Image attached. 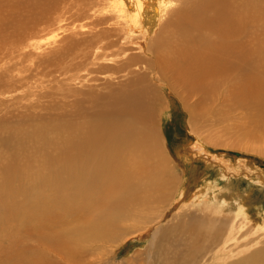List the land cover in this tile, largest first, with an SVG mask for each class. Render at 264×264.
<instances>
[{
  "label": "bare ground",
  "instance_id": "bare-ground-1",
  "mask_svg": "<svg viewBox=\"0 0 264 264\" xmlns=\"http://www.w3.org/2000/svg\"><path fill=\"white\" fill-rule=\"evenodd\" d=\"M96 1L88 4L96 18L93 27L115 20L112 27L95 29L105 40L98 35L66 49H71L72 60L75 50L86 49L80 61H70L73 81H96L95 72L115 70L126 77L124 84L115 89L113 76L105 74L101 85H86L84 91L73 86L71 97L80 93L83 100L62 101L69 108L63 104L64 112L58 105L56 115L50 113L55 122L44 117L30 123L0 121V244L10 241L0 246V264H91L95 258L86 259L97 254L93 250L98 243L103 263L101 258H114L118 247L133 237L145 243L134 251L144 258L142 264H264V226L249 217V193L229 182L217 190L188 192L185 176L190 169L180 165V159L193 161L191 173L199 177L198 157L205 159L206 170L215 160L226 177L237 176L238 169L257 171L252 158L264 154L263 0H127L137 10L151 7L159 20L148 31L131 17L133 31L141 37L134 49L126 1L113 18L102 14L108 1ZM21 2L7 6L14 12L25 6L37 12L32 26L22 16L15 18L9 39L30 47L34 41L28 45L22 38L40 32L37 25L54 5L51 0ZM163 15L168 18L162 20ZM163 86L183 100L184 108L194 97L195 105L206 106L188 122L195 140L179 145L175 153L159 129L167 97ZM106 87L110 90L104 95ZM232 109L242 113L239 124L227 123L223 116ZM206 122L213 124L214 133L207 132ZM218 146L225 151L213 153ZM232 147L252 157L243 152L234 160L225 153H233Z\"/></svg>",
  "mask_w": 264,
  "mask_h": 264
},
{
  "label": "rangeland",
  "instance_id": "rangeland-1",
  "mask_svg": "<svg viewBox=\"0 0 264 264\" xmlns=\"http://www.w3.org/2000/svg\"><path fill=\"white\" fill-rule=\"evenodd\" d=\"M13 1L15 0H0V121L9 120V122L11 123H15V122L18 123V122H24V120H26V123H30V122L36 121L34 117H38V118L44 117L46 118V120L50 119L55 122L54 117L50 113L53 112V114L56 115V111L60 110L58 109V105H60L59 107L61 108H65V106H63L64 103L70 102L71 100L80 101V102L81 100H83L81 99V97L84 94L79 93L71 97V91L74 90L73 88H75L73 86H79L81 88L77 87L78 89L77 88L76 89L77 90L80 89V91H84L87 88L86 85H90V84H92V86L101 85L100 83H102V81L105 79L102 77H106L105 74L113 76V78H111L114 84L112 87H114L115 89H118L121 86H123L124 83L121 82V80L122 79L125 80L126 77L120 76L121 73H116L115 70H105L104 74L95 72L92 75H95L98 78V80L96 81L83 82V81H79L80 79H78L79 82L77 81V79L76 80L74 79L75 81H73V77H72L73 74L71 75V72L73 71L71 64L73 61H77L80 58L82 59L83 58L82 54L86 51V49H84L85 46H81V48L78 49L77 51L74 49L75 50L74 54L77 55L74 60L71 59L72 58V54L70 53L71 49H70V52H67L69 51V49L68 50L66 49L70 48L73 45L75 46L76 43H80L81 41L83 42L89 41V40L92 41L98 35L100 36V38L105 40V34L98 33L97 31L99 30V28L103 26L112 27V24L114 23V20H115L112 16L114 15L115 17L116 14H119V9L121 8L122 4H124V1H126L127 3V0H107L108 3L103 6L102 14L104 13L105 17L107 14V17H112L113 19H110L111 20L110 22L107 21V23H104L107 26H105L104 24L102 26V22H101L96 27L95 26L93 27V24H92L93 20H95L96 18L94 19L95 17L94 15L92 17L90 6H88L90 2L92 1L95 2L96 0H56V1L51 0L50 5L53 4L54 6L49 11L47 18H44L46 20L37 25V27H40V32H38L36 35L29 32L30 34L29 33L28 34L30 38H27V37L22 38V40H27V42L29 41L28 45L29 43L32 42V40L34 41V44H32V46L30 44V47H28L27 45H23V44L17 45V41L19 42V40L12 41L9 38H10L11 33L13 32L11 31V29L15 28V25H17V22H18L15 18L22 16L23 21L29 22V24L32 26L30 19L33 16V14L37 12V10L30 11L28 9V6H25L22 11L20 10H16L15 12L11 11V8H9L7 5H9ZM21 1L22 0H19V6L22 3ZM26 2H28V0H25V3ZM99 3L100 2L96 1V3L94 4L98 6ZM126 8H127V18H128L127 23L128 24H130L131 17H133V22L141 24L146 30L150 31L153 28V25L159 22V20L156 22L158 18L157 13L151 7L145 9V7L141 5L140 10H137L134 4L127 3ZM261 15L264 17V6L261 7ZM167 18H168L167 15L162 16V20H165ZM44 19H41V20H44ZM130 27H131L130 30L133 31V25L130 24ZM3 29L5 30L4 34H2ZM95 29H98V30H95ZM14 31L15 33H17V30H14ZM137 31L136 32L133 31L132 33H129L130 36L133 37V49L135 46L138 47L136 40H138V37H140V34H138ZM150 35H153V33ZM40 44L41 46H39L38 48H35V46H38ZM33 46L36 49V50L34 49L35 51H31L33 50L31 49V47L33 48ZM76 47L78 46L76 45ZM58 48H60V50H58ZM38 49L39 50L41 49L42 51L40 50L41 51L40 52ZM61 49L66 50L63 53L64 54L66 53L68 58L67 56H65L66 54L65 55L60 54L63 51V50L61 51ZM93 50H96V48L94 47ZM93 50H90V52H88L87 54L89 55L88 61L91 60L90 54H91V51ZM44 51L45 52L47 51V52L44 53ZM132 52L137 53L138 50L136 51L132 50ZM40 54H43V56ZM45 54H48V56ZM57 54H58L59 59L55 58ZM40 56H42L43 58L41 57L40 59ZM52 56L54 58L50 59L52 58ZM61 57H63L65 61L69 59L71 60H69L68 62H65L64 59H62ZM60 58L62 60H60ZM43 60H46L47 64ZM88 61L86 62L88 63ZM42 62L45 63L43 64L44 66H42L41 64ZM93 62H102V61H93ZM61 63L65 67L67 66L66 65L67 63H68V66L70 63L71 68L67 66L68 68L66 67L63 70L64 66L62 67ZM56 64L61 67H58ZM40 65L43 68L40 67ZM47 66L51 67V70L49 67L47 68ZM89 66L93 67V65H89ZM136 66H137V70L142 72V69L140 68L141 64L136 63ZM60 69H61V72H60ZM48 70H50L51 73L48 72L49 73L48 74L47 73ZM68 70H70V72ZM64 71L67 73H65ZM69 75L71 76V78ZM84 84L86 87H84ZM62 85H64L65 87L64 86L62 87ZM60 86H61V89L64 90L62 91L63 95L61 94V89L59 88ZM66 88L68 91L66 90ZM51 89L53 90V92ZM58 89L60 90L58 91ZM109 90L110 89L107 87L104 88L103 90L104 95L105 93L109 92ZM162 90L165 92L167 97L165 98V103L163 105L164 108L161 110L159 114V118H158L159 129H160V132L162 129L163 137L164 139H166L168 143L167 147L169 148V150L175 153L179 145L181 146L182 144H184L185 146H189L191 144V141L193 142L195 140V135L193 131H191L188 122H189L191 115L195 116L194 119L196 120L197 116H199V114L201 115V113L205 111L206 106L203 107L201 104L195 105L197 102H196V97H194V99L193 98L187 99L188 108H184L185 105L183 103V100L182 99L180 100V97L177 96L174 92H172L169 87L163 86ZM54 91L55 93L57 91V94L53 95ZM65 91L67 92L64 93ZM68 92H70V94ZM65 94L67 95L69 94V96H67L69 98L67 97H66L67 99L61 98L62 96L65 97L66 96ZM59 96L61 97L59 98ZM62 101H66V102L63 103ZM84 102L85 101H83L82 103ZM35 103H37L38 105ZM35 105L37 106V108ZM40 105H43L44 107L42 106L41 109H39ZM66 107L68 106L66 105ZM66 110L67 108H65V110H62V111L66 112ZM231 111H234V112L230 114ZM223 114H224L223 115L224 117H228L227 123H230L233 121V123L239 124L240 116H242V113L240 112L239 109H232L229 112L228 111L224 112ZM50 115L51 117H53L52 119L51 117L49 118ZM14 117H16L15 118L16 120H14ZM11 118H13L14 122H12L13 120ZM235 125L236 124H233V127H235ZM237 126L239 128L241 127V125L240 126L237 125ZM205 127L207 128V132L214 133V127L212 123L210 124L209 122H206ZM236 131H238V129H233V132H236ZM222 148L223 147L221 146L213 147V151H214L213 153L217 154L219 153L218 151L223 153L225 150ZM231 149L233 153H230V151H227L225 153H227L228 156L232 157L234 160L239 159L237 155L238 153H241V154L243 152L245 153L243 149L238 148V147H232ZM245 154L249 155V157L250 156L252 157V154L250 152H247ZM252 159H255V161H257L256 162L257 167H258L257 171H253V173H250V172H247L246 170L238 169L237 176L232 174L230 176H227L229 179H227L226 176H222L220 174L219 168L216 165L217 162L215 160H213L214 165L212 164L215 168L210 164L211 168H207V170L202 165L204 163L202 161H205V159L198 157L195 160L196 164L202 165V168L200 165L196 166V167H199L198 171L202 170L201 171L202 175H200V177L196 176L194 172H192L193 174L191 173L192 168L195 166L194 164H192L193 161L189 160V162L186 161L185 163V160L183 161V159H180V165L183 167H186V169L187 168L190 169L189 170L190 172L187 171L188 169L186 170L187 173L185 176L186 177L185 185L188 186L189 188L188 192L194 193L196 190H199L200 187H203V188L206 187L207 190L209 191H211L210 187L212 189L214 188L217 190L220 187H224V185L228 182L229 184H231L233 188L236 187V190H239V191L245 190L246 192H248L249 196L247 198V202H248L249 207L247 206V210H248L249 217L251 221H253V223L258 225V222H259V223H262V225L264 226L263 224L264 223V154L259 152L258 154H255V156ZM206 163H209V162L207 161ZM212 169L213 170L216 169L219 172L218 173L220 175L219 178L215 176L214 171H212ZM205 170L207 172H205ZM240 173L242 174L240 175ZM207 185H209V187ZM179 197H180V194L178 195L177 198ZM189 198H191V196H188L186 200H188ZM189 201L191 202V199H189ZM184 205H187V204H184ZM178 206L179 205L177 204V207ZM255 230H258V229H255ZM12 231L18 232L20 231V229L14 228L12 229ZM260 231L262 232V230ZM130 234H133V233H130ZM20 240L21 239H19V241ZM4 242H7L8 244L10 243V241L5 240L1 242L0 246L3 245ZM29 243H31L32 245L36 244L34 241H31ZM101 244L102 243L100 244L98 243L96 247L97 249L94 248L95 250H93V251H97L96 255L87 257L88 259L86 260L88 262L91 261V258H95V261L91 264H95V263L96 264H104V263L105 264H142L143 263L142 262L143 257L140 255H135V252H134L140 249L142 245L145 244L144 241L141 239L139 240V238L133 237L129 239L128 241L124 242L121 246L118 247L116 251L117 254L114 258L109 259L110 255L101 258L102 260H104L103 263L98 260L100 256V252L103 249V247H101ZM129 253L131 254L128 255ZM93 260L94 259H92V261ZM146 264H147V261H146Z\"/></svg>",
  "mask_w": 264,
  "mask_h": 264
}]
</instances>
